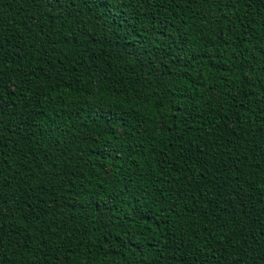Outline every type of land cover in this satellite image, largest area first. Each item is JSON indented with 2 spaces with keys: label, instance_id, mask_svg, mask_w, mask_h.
Returning <instances> with one entry per match:
<instances>
[{
  "label": "trees",
  "instance_id": "obj_1",
  "mask_svg": "<svg viewBox=\"0 0 264 264\" xmlns=\"http://www.w3.org/2000/svg\"><path fill=\"white\" fill-rule=\"evenodd\" d=\"M0 264H264V0H0Z\"/></svg>",
  "mask_w": 264,
  "mask_h": 264
}]
</instances>
